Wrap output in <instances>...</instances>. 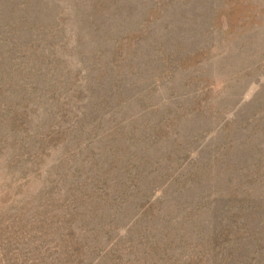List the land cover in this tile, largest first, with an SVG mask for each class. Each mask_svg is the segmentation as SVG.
Segmentation results:
<instances>
[{
  "label": "rangeland",
  "instance_id": "1",
  "mask_svg": "<svg viewBox=\"0 0 264 264\" xmlns=\"http://www.w3.org/2000/svg\"><path fill=\"white\" fill-rule=\"evenodd\" d=\"M0 264H264V0H0Z\"/></svg>",
  "mask_w": 264,
  "mask_h": 264
}]
</instances>
